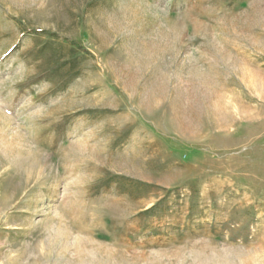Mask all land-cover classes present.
<instances>
[{"label":"rangeland","instance_id":"374dc122","mask_svg":"<svg viewBox=\"0 0 264 264\" xmlns=\"http://www.w3.org/2000/svg\"><path fill=\"white\" fill-rule=\"evenodd\" d=\"M0 264H264V0H0Z\"/></svg>","mask_w":264,"mask_h":264}]
</instances>
